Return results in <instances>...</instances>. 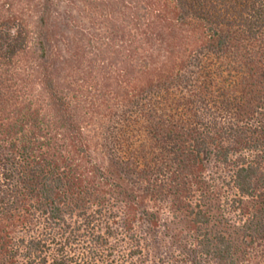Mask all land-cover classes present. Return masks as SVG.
Masks as SVG:
<instances>
[{"label":"trees","instance_id":"1","mask_svg":"<svg viewBox=\"0 0 264 264\" xmlns=\"http://www.w3.org/2000/svg\"><path fill=\"white\" fill-rule=\"evenodd\" d=\"M210 160L264 252V0H0V264H147Z\"/></svg>","mask_w":264,"mask_h":264},{"label":"rangeland","instance_id":"2","mask_svg":"<svg viewBox=\"0 0 264 264\" xmlns=\"http://www.w3.org/2000/svg\"><path fill=\"white\" fill-rule=\"evenodd\" d=\"M134 140L135 146L147 140L140 133ZM231 165H223L210 160L205 170L199 174L198 189L191 193V199L180 203H154L147 201V207L157 218L156 225L144 222L139 225L142 234L148 240L144 261L147 264H193V258L200 249L199 241L203 236L214 238L225 234L237 242L239 255L237 264H264V252L260 244H251L243 233L239 216L232 208L233 191L231 190ZM195 188V187H194ZM198 205L210 214L206 226L194 230L190 227L191 208ZM121 250V249H120ZM191 252V253H189ZM190 254V255H187ZM197 261V260H196ZM199 264H217L216 255H201ZM221 264V262H220Z\"/></svg>","mask_w":264,"mask_h":264}]
</instances>
